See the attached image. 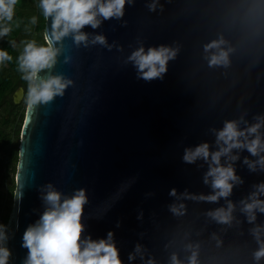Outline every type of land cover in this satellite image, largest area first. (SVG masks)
Wrapping results in <instances>:
<instances>
[{"label":"water","instance_id":"1","mask_svg":"<svg viewBox=\"0 0 264 264\" xmlns=\"http://www.w3.org/2000/svg\"><path fill=\"white\" fill-rule=\"evenodd\" d=\"M97 19L77 44L75 33L53 40V17L46 18L45 36L58 52L38 76L71 83L48 103L27 106L13 207L2 228L7 264H26L23 236L50 207L48 191L63 203L80 190L82 250L111 232L121 264H172L173 255L189 264L193 252L197 264H264L254 257L252 231L260 227L264 240V212L249 223L241 203L264 184V0H125L121 17ZM221 38L229 63L209 66L216 50L205 45ZM160 46L176 55L160 77L145 80L129 58ZM229 121L240 131L259 123L247 140L259 135L262 148L256 156L247 147L222 155L220 165H230L238 181H229L227 198L199 199L219 191L212 177L205 183L211 155L189 163L185 151L226 147L217 135ZM229 202L230 223L208 215Z\"/></svg>","mask_w":264,"mask_h":264},{"label":"clouds","instance_id":"2","mask_svg":"<svg viewBox=\"0 0 264 264\" xmlns=\"http://www.w3.org/2000/svg\"><path fill=\"white\" fill-rule=\"evenodd\" d=\"M19 0H0V21H12L14 9ZM125 0H40V7L43 9L45 18L53 17L52 23V39L60 41L69 33H75L74 39L77 44L86 41L87 37L80 30L91 25L97 27L100 21L97 16L100 15L104 19L112 17H121ZM152 10L155 5L151 6ZM33 23L35 19L33 18ZM11 31L9 26H0V36H6ZM105 43L103 36H97L94 42ZM46 47H37L34 42L28 43L19 58V66L21 71L25 72L24 79L29 81L28 88V107L31 108L40 103H48L54 96L62 95L63 90L71 81H63L61 77L55 76L43 79L38 76L41 70L51 68L55 63L58 49H55L48 37L45 36ZM225 41L221 38L213 40L205 45V52L215 49L208 58L209 66L221 65L227 66L229 63V50L221 47ZM176 50L169 47L160 46L158 48H149L147 52L143 48L135 51L129 58L138 66V70L145 80H151L161 76L166 72V65L169 59L174 58ZM11 57L6 51L0 50V63L10 60ZM147 69V71H145ZM261 125L255 124L244 131L237 128L235 121L225 123L223 130L217 135V143L221 141L223 145L219 151L209 152L208 144H202L195 150H186L184 160L192 163L198 157L208 160L211 155L212 165L205 177V183H208V177H212V188L214 194L201 196L199 199L215 202L220 197L227 198L232 191L233 184L229 181L236 182L238 177L235 175L234 169L229 165L223 167L220 165V157L228 154L233 148L247 147V150L253 155H258L262 148L259 135L247 140V136L257 133ZM245 137L244 141L239 138ZM236 159V157H232ZM248 162L247 160L245 161ZM260 163H264V157L260 158ZM250 168H254L253 164H249ZM51 187V186H49ZM176 195L175 189L170 193ZM264 194V184L257 186V191L253 192L249 197L251 202L241 201L243 209L249 223L255 221V212L258 210L264 212V200L258 197ZM45 202L50 205L41 216L35 226H30L24 233L23 246L29 249L26 264H121L118 250L111 243L112 233L108 234L107 240L85 241L86 247L81 249L80 239L83 231L81 224V215L83 205L86 202L84 190L78 191L72 198L65 199L61 203V195L56 191H48L44 196ZM181 207H183L181 205ZM234 205L229 202L227 209L220 208L209 212L214 220L218 223H230L232 220V211ZM173 212L179 209L173 207ZM2 227V226H0ZM259 248L254 253L256 261L264 258V240H261V229L256 227L253 230ZM4 233L0 231V240H3ZM10 252L7 248L0 247V264H7ZM131 258V257H130ZM151 264V262H150ZM172 264H180L175 255L172 257ZM189 264H197V253L193 252L189 257Z\"/></svg>","mask_w":264,"mask_h":264},{"label":"trees","instance_id":"3","mask_svg":"<svg viewBox=\"0 0 264 264\" xmlns=\"http://www.w3.org/2000/svg\"><path fill=\"white\" fill-rule=\"evenodd\" d=\"M33 18L35 23L32 22ZM0 26L11 28L6 36H0V50L6 51L11 57L10 60L0 63V111L3 112L0 122V151L4 152V156L0 158L1 179L7 178L9 171H13L16 176L20 158V145L14 147L12 144L14 134L18 132L8 131L11 122L22 121L23 117L25 119V113H21V106L15 102L14 98V94L20 88H29L30 83L24 79L26 73L20 69L19 58L28 43L34 42L37 47L47 46L45 42L46 18L40 7V0H19L14 9L12 21H0ZM14 183L16 184V181ZM2 197L0 193V201ZM12 207L8 208L6 222L10 217Z\"/></svg>","mask_w":264,"mask_h":264},{"label":"rangeland","instance_id":"4","mask_svg":"<svg viewBox=\"0 0 264 264\" xmlns=\"http://www.w3.org/2000/svg\"><path fill=\"white\" fill-rule=\"evenodd\" d=\"M43 47H45V46H43ZM21 89H22V93L17 98L20 99L19 104L21 106V113H23V114L25 113V115H26V109L28 106V104H27L28 88H21ZM2 115H3V112L0 111V122H1ZM23 121H24V117H23L22 121L11 122L9 127H8V131L16 130V133L18 132V134H14V137H13L12 144L14 147H18L21 144L22 129L24 126ZM2 156H4V152L0 151V158H2ZM14 181H16V176H15V173L13 171H9V176L7 178H1L0 179V182L2 184V186L0 188V193L7 199L6 202L9 204V207L13 206V202H14L13 192H14V190H16V188H15L16 184L14 183Z\"/></svg>","mask_w":264,"mask_h":264},{"label":"built area","instance_id":"5","mask_svg":"<svg viewBox=\"0 0 264 264\" xmlns=\"http://www.w3.org/2000/svg\"><path fill=\"white\" fill-rule=\"evenodd\" d=\"M6 198L3 196L1 201H0V231H2V228L7 224V222L5 221L6 220V217L8 215V212H9V204L6 202ZM0 247L1 246V240H0Z\"/></svg>","mask_w":264,"mask_h":264}]
</instances>
